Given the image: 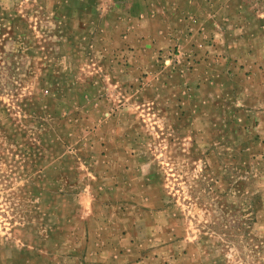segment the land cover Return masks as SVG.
Masks as SVG:
<instances>
[{
	"label": "rangeland",
	"instance_id": "obj_1",
	"mask_svg": "<svg viewBox=\"0 0 264 264\" xmlns=\"http://www.w3.org/2000/svg\"><path fill=\"white\" fill-rule=\"evenodd\" d=\"M0 264H264V0H0Z\"/></svg>",
	"mask_w": 264,
	"mask_h": 264
}]
</instances>
